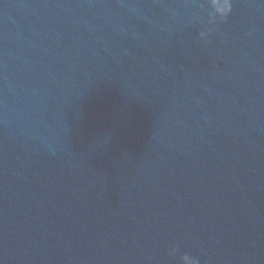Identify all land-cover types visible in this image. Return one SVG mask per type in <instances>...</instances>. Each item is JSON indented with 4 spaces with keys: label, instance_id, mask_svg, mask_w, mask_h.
<instances>
[{
    "label": "water",
    "instance_id": "95a60500",
    "mask_svg": "<svg viewBox=\"0 0 264 264\" xmlns=\"http://www.w3.org/2000/svg\"><path fill=\"white\" fill-rule=\"evenodd\" d=\"M264 264V0H0V264Z\"/></svg>",
    "mask_w": 264,
    "mask_h": 264
},
{
    "label": "clouds",
    "instance_id": "9594fccd",
    "mask_svg": "<svg viewBox=\"0 0 264 264\" xmlns=\"http://www.w3.org/2000/svg\"><path fill=\"white\" fill-rule=\"evenodd\" d=\"M184 264H198L195 259H190L188 256L183 257Z\"/></svg>",
    "mask_w": 264,
    "mask_h": 264
}]
</instances>
